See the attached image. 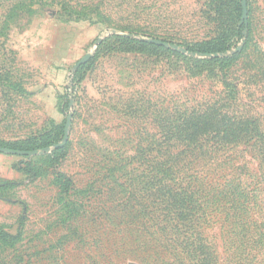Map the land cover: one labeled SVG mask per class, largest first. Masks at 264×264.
<instances>
[{
    "label": "rangeland",
    "instance_id": "obj_1",
    "mask_svg": "<svg viewBox=\"0 0 264 264\" xmlns=\"http://www.w3.org/2000/svg\"><path fill=\"white\" fill-rule=\"evenodd\" d=\"M34 1V13L0 30V146L52 138L58 126L63 133L49 152L0 153V231L8 235L0 264H187L155 228L138 232V148L211 105L264 132V0H245V8L243 0ZM4 2L0 23L12 5ZM237 26L241 38H232ZM111 35L187 53L101 46ZM195 46L226 50H187ZM87 54L76 83L74 67ZM212 58L233 61L198 62ZM69 115L63 153L49 157ZM238 143L193 166L200 232L218 264H264L262 165Z\"/></svg>",
    "mask_w": 264,
    "mask_h": 264
},
{
    "label": "trees",
    "instance_id": "obj_2",
    "mask_svg": "<svg viewBox=\"0 0 264 264\" xmlns=\"http://www.w3.org/2000/svg\"><path fill=\"white\" fill-rule=\"evenodd\" d=\"M4 1L12 2V5L5 10L0 23L1 31L8 30L10 22L18 14L34 13V0ZM217 11H220L219 7ZM241 30L237 26L230 36L241 38ZM110 41L125 46V50L164 49L146 41L117 35L105 38L100 45L103 46ZM187 50L201 54H216L225 51L226 48L195 46ZM232 61L233 58H212L198 62L222 65ZM84 67L81 65L76 71L74 77L76 83L81 81V71ZM224 85L231 89L230 84L224 82ZM229 93L233 95L232 92ZM182 116L177 124H172L170 129L161 135L164 141L153 143L151 147L138 148V232L151 234L150 229L155 228L164 237V241L169 242L175 253L186 256L184 259H187V264H218L215 252L200 232L196 210L198 191L193 188V182H197V178H193L196 173L193 168L198 162L205 161L208 157L211 159L210 156L214 152L225 155L233 152L241 144L238 141H244L246 147H250L257 155L264 176V132L257 128L255 120L232 115L222 106L211 105L201 111L192 110L184 113ZM62 128L55 127L52 138L42 136L28 139L18 145L7 144L2 147L20 151L51 147L58 140L57 137L62 136ZM62 153L63 148H57L49 157L57 158ZM32 172L24 170L28 175ZM184 176L185 180L189 179L188 183H184ZM56 181L62 190L70 189V182L61 174H56ZM231 195H234L233 189ZM234 204L235 200L232 202V205ZM7 236L0 231L2 240Z\"/></svg>",
    "mask_w": 264,
    "mask_h": 264
},
{
    "label": "water",
    "instance_id": "obj_3",
    "mask_svg": "<svg viewBox=\"0 0 264 264\" xmlns=\"http://www.w3.org/2000/svg\"><path fill=\"white\" fill-rule=\"evenodd\" d=\"M242 6H243V8L246 7V1L245 0H243ZM145 41L148 42V43L160 46V47H164L166 49H171L173 51L180 52L182 54H186L187 53L186 49L180 48L178 45H175V44H170L168 42H164V41L156 40V39H147ZM90 59H91V55L90 54L85 55L75 65L74 69L75 70L78 69L81 65L87 63ZM70 125H71V115H69L67 117V119H66L63 141H62V143L55 145L54 146L55 149L63 147L64 144L66 143V141L68 139V133H69ZM49 151H50L49 148H45L42 151H38V150L18 151V150H12V149H8V148L0 146V153L7 154V155H17V156H28V157H31V156H35V155L41 154L43 152H49Z\"/></svg>",
    "mask_w": 264,
    "mask_h": 264
}]
</instances>
